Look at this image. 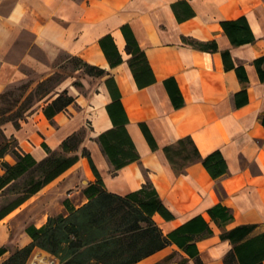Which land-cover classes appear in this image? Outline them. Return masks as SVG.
I'll return each mask as SVG.
<instances>
[{
	"label": "crops",
	"instance_id": "1",
	"mask_svg": "<svg viewBox=\"0 0 264 264\" xmlns=\"http://www.w3.org/2000/svg\"><path fill=\"white\" fill-rule=\"evenodd\" d=\"M179 1L189 5L192 17L178 20L173 5ZM179 14L185 15L182 11ZM240 18L245 19L250 33L242 36L243 43L234 45L221 23ZM126 25L144 52L155 80L143 88L138 87L128 63L131 56L121 30ZM106 36L112 38L122 59L113 68L100 45ZM187 40L215 42L217 51L195 49ZM223 52L229 53L225 62ZM60 54L103 69L108 75L94 78L85 74L89 79L84 84L86 89L91 90V80L98 81L95 91L87 96L72 92L74 81L67 79L38 102L19 129L7 123L6 137L15 138L23 152L40 161L47 156L44 144L51 151H60L68 137L85 131L82 148L89 152L107 192L124 196L138 190L146 180L154 185L174 216L171 221L154 216L164 234L196 216L205 219L212 235L196 243L200 264H225L234 247L221 238L223 231L211 221L207 211L213 206L221 204L232 213L225 231L257 225L250 237L264 232V74L260 77L259 71L264 72V63L256 64L264 58V0H0V96L25 77L21 68L39 75L34 85L52 77L50 65ZM231 64L244 68L246 82L228 68ZM108 78L119 90L128 119L126 131L140 158L115 173L96 141L113 127L106 109L112 101L105 85ZM171 78L183 99L178 109L163 85ZM65 89L74 103L51 123L43 107ZM140 124L152 135L155 151ZM185 138L191 139L202 158L219 152L226 173L213 179L195 157L187 162L177 159V167L182 170L176 171L163 149L176 148ZM81 177L88 180L87 184L96 181L84 157L25 202L42 208L43 218L33 226L39 228L51 216L66 215V200L75 208L87 203L85 186L71 191ZM4 239L0 234V247ZM18 242L17 248H22L31 239L24 231ZM253 249L251 246L247 250L250 259L257 262L259 256ZM174 251L185 256L171 245L137 264H156ZM186 264L196 263L189 259Z\"/></svg>",
	"mask_w": 264,
	"mask_h": 264
},
{
	"label": "trees",
	"instance_id": "2",
	"mask_svg": "<svg viewBox=\"0 0 264 264\" xmlns=\"http://www.w3.org/2000/svg\"><path fill=\"white\" fill-rule=\"evenodd\" d=\"M173 10L180 21L193 16L192 10L185 1L175 3ZM179 11L184 12V17L179 14ZM221 25L234 45L243 43L242 36L250 33L244 18L224 21ZM121 30L126 41V52L131 56L128 63L138 87L143 88L154 83L145 54L139 48L133 33L127 25L122 26ZM252 40L253 38L249 41ZM187 44L201 51H217L215 42L187 40ZM100 45L112 68L122 63L110 36L103 38ZM222 57L225 62L229 53L223 52ZM73 61L76 64L74 70H82L88 76L102 78L108 75L105 70L91 66L80 59ZM262 63L264 58L256 61V64ZM228 68L235 70L242 83L247 81L242 66L236 67L231 64ZM259 71L260 77L263 78L264 72ZM51 80H53L52 77L38 84L40 96L37 98V103L53 91L43 87ZM74 85L77 84L74 83ZM105 85L112 99L106 109L113 127L100 134L96 141L115 173L126 165L139 161L140 158L126 131L128 119L121 103L119 90L112 78H108ZM163 85L173 107L180 108L183 105V99L174 79L164 80ZM73 103L74 97L65 89L43 107V114L53 123L54 117L66 111ZM23 120L25 117L7 121H12L14 127L19 129ZM140 127L151 149L155 151L157 146L149 130L144 124H140ZM84 139L85 131L74 133L62 142L60 152L51 151L44 144L43 148L47 156L40 161L35 160L31 154L23 152L13 137L6 139L0 145V198L5 199L0 206V221L68 171L81 157L88 160L96 178L94 183L87 184L83 189L88 199L87 203L75 208L66 200L64 202L66 215L51 216L39 228L33 225L28 226L25 233L30 237L31 242L22 248H16L0 264H26L34 249L55 256L60 264H137L171 245H175L185 256L174 251L156 264H186L189 259L200 264L196 243L212 235V230L205 219L200 215L196 216L164 234L154 220V216L159 215L165 221L173 220L174 216L163 203L154 185L146 180L138 190L124 196L107 192L90 159L89 152L86 148H82ZM163 150L176 171L182 170L177 167V159L187 162L191 157H195L201 161L213 179L226 173V166L219 152L202 158L190 138L179 140L176 148L167 146ZM8 155L12 157L13 163L5 161ZM207 213L211 221L223 231L221 238L229 240L234 245L224 259L225 264H262L264 232L250 237L258 227L257 225L239 226L225 231V226L233 219L230 209L217 204ZM251 246L255 248L253 253L259 256L257 262L255 259H250V252L247 249ZM7 252V248L0 247V257ZM246 258H248L247 261Z\"/></svg>",
	"mask_w": 264,
	"mask_h": 264
},
{
	"label": "rangeland",
	"instance_id": "3",
	"mask_svg": "<svg viewBox=\"0 0 264 264\" xmlns=\"http://www.w3.org/2000/svg\"><path fill=\"white\" fill-rule=\"evenodd\" d=\"M75 65V62L68 59L65 54H60L56 61L50 65L54 72L52 76L53 80L43 86L44 89L54 90L60 83H64L67 79H73L77 85L71 88L72 92L86 96L94 92L98 81L91 80V90L86 89L84 84L86 85L89 79L82 70L74 71ZM21 71L25 77L10 85L0 96V145L9 138L6 137L4 132L6 124L11 123L13 125L12 121L7 120H16L19 117L26 118L38 104L36 101L40 95L38 94V85L34 84L38 81L39 75L28 68H21ZM85 130L87 136L89 133L88 125ZM5 161L13 162V159L8 155L5 157ZM76 168L71 170L67 177L71 176ZM87 183L88 180L85 177H81L76 186L72 187L71 191L75 192L86 186ZM4 201L5 199L0 198V206ZM42 218V208L40 206H34L33 203L29 202L23 204L0 221V234L5 238L1 247H5L8 250L7 253L0 257V263L6 260L17 246L20 245L18 240L21 238L25 229L33 225V223L42 220Z\"/></svg>",
	"mask_w": 264,
	"mask_h": 264
},
{
	"label": "built area",
	"instance_id": "4",
	"mask_svg": "<svg viewBox=\"0 0 264 264\" xmlns=\"http://www.w3.org/2000/svg\"><path fill=\"white\" fill-rule=\"evenodd\" d=\"M26 264H60V261L55 256L39 251L37 253H32Z\"/></svg>",
	"mask_w": 264,
	"mask_h": 264
},
{
	"label": "bare ground",
	"instance_id": "5",
	"mask_svg": "<svg viewBox=\"0 0 264 264\" xmlns=\"http://www.w3.org/2000/svg\"><path fill=\"white\" fill-rule=\"evenodd\" d=\"M140 132V131H139Z\"/></svg>",
	"mask_w": 264,
	"mask_h": 264
}]
</instances>
